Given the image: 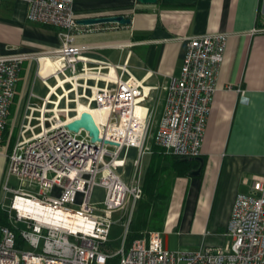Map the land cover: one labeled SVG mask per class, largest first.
Masks as SVG:
<instances>
[{
    "label": "built area",
    "instance_id": "2783aa9c",
    "mask_svg": "<svg viewBox=\"0 0 264 264\" xmlns=\"http://www.w3.org/2000/svg\"><path fill=\"white\" fill-rule=\"evenodd\" d=\"M26 1L30 20L56 28L61 45L43 56L0 55V155L5 159L4 191L11 194L8 206L0 201L9 222L0 228V264H264V175L254 179L252 193L236 196L225 233L229 240L222 246L169 250L159 231L127 242L143 185L138 173L128 183L124 167L130 149H139V156L150 151L151 110L144 101L151 87L132 74L128 61L90 58L87 54L99 47L76 43L77 34L119 24H80L74 0ZM227 41L224 33L187 41L181 74L165 88L151 136L166 154L201 155ZM30 57L37 59L36 73L48 92L32 94L38 100L27 105L17 141L2 152L22 64ZM45 58L54 68L47 76L41 74ZM81 102L106 112L100 121L93 117L100 137L114 144L92 142L87 130L68 127L81 118ZM138 106L144 109L141 114ZM12 177L17 187L10 186ZM97 189L103 190L100 200L95 199ZM119 212L118 221L126 217L124 236L112 251L108 244ZM17 233L25 248L17 247Z\"/></svg>",
    "mask_w": 264,
    "mask_h": 264
},
{
    "label": "crops",
    "instance_id": "0c3cea01",
    "mask_svg": "<svg viewBox=\"0 0 264 264\" xmlns=\"http://www.w3.org/2000/svg\"><path fill=\"white\" fill-rule=\"evenodd\" d=\"M74 5L79 20L111 15L132 19L130 25L77 34L75 39L77 44L99 47L87 54L90 58L128 61L132 74L151 87L144 104L151 110L152 126L161 116L170 78L181 74L189 38L228 35L199 156L202 161L196 158L195 167L179 173L172 154L159 155L152 140L147 144L150 151L141 156L139 149H130L124 167L125 180L131 182L138 173L142 185L150 166L160 169V182L168 193L166 217L160 230L151 231L163 234L167 249L224 245L236 196L252 193L254 179L264 175V0H74ZM29 12L26 0H0V55L43 56L61 45L58 30L30 20ZM37 65L32 57L22 64L9 125L23 122L27 105L38 100L33 93L44 97L48 92L36 73ZM53 69L50 59H42L43 76ZM77 110L92 113L97 121L106 115L82 102ZM143 111L137 107L138 114ZM199 168V175L191 174ZM102 196L103 190L97 189L95 199ZM116 214L120 220V212ZM124 221H118L123 229ZM120 237L111 232L108 249L115 251Z\"/></svg>",
    "mask_w": 264,
    "mask_h": 264
},
{
    "label": "trees",
    "instance_id": "16d2710c",
    "mask_svg": "<svg viewBox=\"0 0 264 264\" xmlns=\"http://www.w3.org/2000/svg\"><path fill=\"white\" fill-rule=\"evenodd\" d=\"M56 29V28H55ZM9 124L5 131V139L9 132ZM14 139L11 140L9 148L11 149ZM159 155H167L157 145L153 146ZM174 160L179 173L188 172L191 168L197 165V157H181L177 155H169ZM168 197L165 187L160 182V169L150 166L144 180L143 197L138 202V208L135 217L130 223L127 242H131L136 238L144 236V231L160 230L166 217V200ZM7 214L0 208V228L3 225H8ZM17 247L25 248L26 245L19 233H17Z\"/></svg>",
    "mask_w": 264,
    "mask_h": 264
},
{
    "label": "water",
    "instance_id": "95a60500",
    "mask_svg": "<svg viewBox=\"0 0 264 264\" xmlns=\"http://www.w3.org/2000/svg\"><path fill=\"white\" fill-rule=\"evenodd\" d=\"M142 3H156L157 0H138ZM132 22L131 18L126 17L125 15H111V16H98V17H90L80 19L79 23L82 25H96V24H119V25H130ZM68 127L75 131L79 132L82 128L89 132L92 142L102 141L107 144H114L113 142L103 140L100 137L99 128L94 120L93 115L84 111L81 114V118L75 120L68 124ZM199 161H202V158L197 157ZM201 172V168L192 172L193 175H199Z\"/></svg>",
    "mask_w": 264,
    "mask_h": 264
},
{
    "label": "rangeland",
    "instance_id": "374dc122",
    "mask_svg": "<svg viewBox=\"0 0 264 264\" xmlns=\"http://www.w3.org/2000/svg\"><path fill=\"white\" fill-rule=\"evenodd\" d=\"M52 83L54 82V81H51ZM72 106V105H71ZM23 110V109H22ZM21 124L22 123H16L15 122V124L14 123H11L10 122V127H9V132H8V134H7V136H6V142H5V144L1 147V151L2 152H5L6 150H7V145H8V148H9V144H10V142H11V140L12 139H14V143H13V145L15 144V142L17 141V139H18V135H19V130H20V126H21ZM154 124H153V126H152V128H151V130H150V137H149V139L147 140V144L148 145H151L152 144V139H151V136L153 135V131H154ZM13 127V128H12ZM86 133L85 132H83L81 135H79V137L81 138V137H83L84 135H85ZM12 148H13V146H12ZM11 148V149H12ZM9 150H10V148H9ZM3 157V156H2ZM4 160V161H3ZM4 169H5V159H2L1 158V156H0V201L2 200V201H4L5 202V205H9L10 204V197H11V194L10 193H6L5 191H4V187H3V183H4V181L5 180H3V182H1V179L3 178V171H4ZM52 176V175H51ZM10 186H14V187H17L18 186V182H17V180H16V178L15 177H12L11 179H10ZM118 218H119V214H116L115 215V220H116V222H115V224H114V226H113V229H112V234L114 235H119L120 234V238L118 239V241L121 243V241H122V238H123V236H124V229H123V226L122 225H120L119 223H118Z\"/></svg>",
    "mask_w": 264,
    "mask_h": 264
},
{
    "label": "bare ground",
    "instance_id": "6f19581e",
    "mask_svg": "<svg viewBox=\"0 0 264 264\" xmlns=\"http://www.w3.org/2000/svg\"><path fill=\"white\" fill-rule=\"evenodd\" d=\"M100 110V109H99ZM28 204H32L31 202L30 203H28ZM30 206H32V205H30ZM33 206H34V204H33ZM25 207V206H24ZM27 208H30L29 206H26ZM33 211H36V213L37 214H45L44 213V211H42V209H39V208H31Z\"/></svg>",
    "mask_w": 264,
    "mask_h": 264
}]
</instances>
